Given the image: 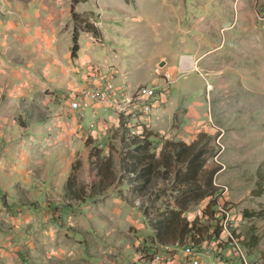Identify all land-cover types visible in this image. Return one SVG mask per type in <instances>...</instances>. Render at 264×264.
<instances>
[{
	"label": "rangeland",
	"instance_id": "obj_1",
	"mask_svg": "<svg viewBox=\"0 0 264 264\" xmlns=\"http://www.w3.org/2000/svg\"><path fill=\"white\" fill-rule=\"evenodd\" d=\"M73 1L0 0V264H151L138 250L142 242L157 258L176 254V246L153 239L137 207L124 200V186L82 203L69 198L74 161L89 191L85 139L106 153L114 126L103 113L117 116L89 105L82 116L69 101L82 89L102 87L110 71L112 84L131 87L158 88L165 74L170 78L148 125L157 136L153 146L159 151L160 139L188 143L203 134L211 148L203 177L215 169L211 184L227 187L224 196L217 189L183 216L193 220L210 201H225L242 218L239 229L228 227L238 243L232 246L264 264V0ZM43 4L54 39L37 55L43 42L34 40L36 26L44 19L32 14ZM71 8L99 29L100 39L75 26ZM74 29L78 50L71 58ZM75 77L78 84L68 86ZM145 101L138 93L137 102ZM123 114L139 130L134 105L123 106ZM169 187L160 185L158 194ZM227 221L234 226V217ZM243 240L253 243L246 247ZM202 259L199 264H216Z\"/></svg>",
	"mask_w": 264,
	"mask_h": 264
},
{
	"label": "trees",
	"instance_id": "obj_2",
	"mask_svg": "<svg viewBox=\"0 0 264 264\" xmlns=\"http://www.w3.org/2000/svg\"><path fill=\"white\" fill-rule=\"evenodd\" d=\"M86 1L74 0L73 3ZM70 17L76 27L100 39L99 29L86 17L73 12L72 8ZM77 40L78 33L74 29L70 47L71 58L75 57L78 50ZM124 116L131 115L116 116L115 126L108 128L110 141L107 143L106 153L97 147L93 139L90 137L85 139L83 146L87 151L89 191H85V184L82 183V178L80 179L82 174L80 161H74L70 166L72 175L67 178L66 183L70 200L82 203L87 198L101 197L114 185L124 186L126 188L124 200L129 205L134 203L152 231L153 239L160 245L176 247L189 245L200 248L210 243L209 237H213V230H208L198 217L189 220L183 216L191 206L216 195L217 187H213L214 182L211 184V176L216 170L211 171L209 179L203 177L205 163L211 150L207 146L209 139L203 134H197L189 143L160 139L161 147L156 151L153 146L157 138L155 133L144 127L139 130L128 128V121H125ZM258 170L257 168L255 171L256 176L262 180L264 174L261 177ZM73 178L80 179L78 182L82 184L78 188L75 187ZM160 185H170V190L168 189L170 193L165 191L161 197L158 194L162 191ZM216 205L213 200L210 201L200 212L201 216L207 215L208 219L215 220L212 212L206 213V210ZM223 233L222 227L215 228L216 238H221ZM235 241L236 239H232L231 245ZM251 243L244 245L251 246Z\"/></svg>",
	"mask_w": 264,
	"mask_h": 264
},
{
	"label": "built area",
	"instance_id": "obj_3",
	"mask_svg": "<svg viewBox=\"0 0 264 264\" xmlns=\"http://www.w3.org/2000/svg\"><path fill=\"white\" fill-rule=\"evenodd\" d=\"M97 73L98 71L93 70L92 76ZM113 75L114 72L110 71L109 77L106 78L103 86L99 89H90V91H83L82 89L79 93L80 97H76L72 101H69V106L79 113H82L88 105L98 107L103 106V109L108 107L109 110H112L118 116L122 115V106L134 105V111L140 113L139 128L144 127L148 129L149 123H151L154 118H157L160 105L164 103V100L162 99V96H164L163 88H167L166 82H168L170 78L165 74L159 81L158 88H155L152 84H137L131 87L122 81L119 84H112L111 79ZM138 93H145L147 101L141 103L136 102L135 95ZM159 97H161V99H159ZM124 118L125 121H128L127 126L130 128V116H124ZM216 158L217 156H215V159ZM215 159L214 161L218 162ZM214 186L221 190L220 197L226 194L227 187H219L215 182ZM211 212L212 217H214L215 220H212L213 223L211 225H206L208 230H213V237H209V247L201 246L199 249H187L183 246L176 247V254L167 258H157L152 252H145L144 242L138 246V250H143L144 256L151 262V264H176V259H183L184 264H199V262H203L202 258L209 259L216 264H260L258 263L257 257L255 259H250L246 251H238L231 246L232 240L227 235V227H235L239 229L242 219L239 218V211L235 210L232 206H228L224 201L223 203L221 202L214 206ZM197 216L201 220L208 219L207 215L201 216V213H198ZM225 217H234V226H225ZM216 226H223V239H216ZM241 238L243 239V237Z\"/></svg>",
	"mask_w": 264,
	"mask_h": 264
},
{
	"label": "crops",
	"instance_id": "obj_4",
	"mask_svg": "<svg viewBox=\"0 0 264 264\" xmlns=\"http://www.w3.org/2000/svg\"><path fill=\"white\" fill-rule=\"evenodd\" d=\"M48 9L49 8H47L46 5L43 4V5H40L39 9H36L37 11H35L34 14H32L36 18L44 19L43 21H41V24H42L41 26H36V32H35V39L34 40L37 41L38 43L39 42H43L42 46L39 45L36 48V54L37 55H43L44 54L43 53L44 49H47L46 47H44V42L46 40L54 39V35H52V33L54 32L53 29H52L53 32L52 31H50V32L47 31V29H48L47 26H51L52 23H54L53 20L49 19L51 15H49L50 9L49 10ZM79 49H80L79 54H81L80 57L84 56L83 53H85L87 55V48L86 47H84L83 50L81 48H79ZM48 52H50V51H48ZM87 59H88V57H87ZM73 82H74V84H73ZM77 84H78V82H77V78L76 77H75V80L68 81V86H70V87L71 86L75 87ZM141 84H143V83H141ZM103 115H104V118H106L108 120L107 123H108L109 126H115L114 122L116 120H114V119H116L115 118L116 116L114 115V113L108 111L107 113H103ZM109 119H110V121H109ZM192 140H194V138Z\"/></svg>",
	"mask_w": 264,
	"mask_h": 264
},
{
	"label": "bare ground",
	"instance_id": "obj_5",
	"mask_svg": "<svg viewBox=\"0 0 264 264\" xmlns=\"http://www.w3.org/2000/svg\"><path fill=\"white\" fill-rule=\"evenodd\" d=\"M184 61L187 63V65L188 64H192L193 63V60L191 59V58H189V57H187V58H184ZM137 95L138 94H136L135 95V99H136V102H137ZM138 103H141V102H138ZM122 115H123V106H122ZM130 121H131V125L133 124V121L131 120V116H130ZM226 218L227 217H225L224 219H225V226H226ZM217 227V226H216ZM227 235L229 236V238L232 240V239H234L233 237H230V232H228V227H227ZM215 237H216V234H215ZM217 239V238H216ZM238 243L235 241L234 243H233V245H237ZM232 246V245H231ZM166 247H169V246H166ZM183 247L185 248V246L183 245ZM203 247H205L204 245H203ZM232 247H234V246H232ZM235 248V247H234ZM187 249H189V248H187ZM236 249V248H235ZM237 250V249H236ZM156 257V256H155ZM176 259V258H175ZM258 263H259V261H258ZM176 264H177V259H176Z\"/></svg>",
	"mask_w": 264,
	"mask_h": 264
},
{
	"label": "clouds",
	"instance_id": "obj_6",
	"mask_svg": "<svg viewBox=\"0 0 264 264\" xmlns=\"http://www.w3.org/2000/svg\"><path fill=\"white\" fill-rule=\"evenodd\" d=\"M217 171V170H216ZM244 241V240H243ZM244 244V243H243ZM244 246V245H243Z\"/></svg>",
	"mask_w": 264,
	"mask_h": 264
},
{
	"label": "water",
	"instance_id": "obj_7",
	"mask_svg": "<svg viewBox=\"0 0 264 264\" xmlns=\"http://www.w3.org/2000/svg\"><path fill=\"white\" fill-rule=\"evenodd\" d=\"M160 65H162V63Z\"/></svg>",
	"mask_w": 264,
	"mask_h": 264
}]
</instances>
